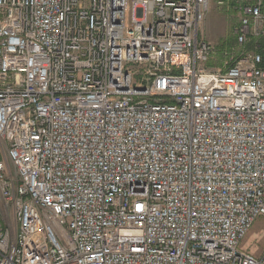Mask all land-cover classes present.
Here are the masks:
<instances>
[{
  "label": "built area",
  "instance_id": "2783aa9c",
  "mask_svg": "<svg viewBox=\"0 0 264 264\" xmlns=\"http://www.w3.org/2000/svg\"><path fill=\"white\" fill-rule=\"evenodd\" d=\"M212 0H0V264H264V0L207 68Z\"/></svg>",
  "mask_w": 264,
  "mask_h": 264
},
{
  "label": "rangeland",
  "instance_id": "374dc122",
  "mask_svg": "<svg viewBox=\"0 0 264 264\" xmlns=\"http://www.w3.org/2000/svg\"><path fill=\"white\" fill-rule=\"evenodd\" d=\"M238 22L237 12L231 4L222 6L212 0L209 12L198 29V40L213 48L207 68L226 70L240 51L234 42L233 29ZM239 249L256 259H264V216H259L239 244Z\"/></svg>",
  "mask_w": 264,
  "mask_h": 264
}]
</instances>
